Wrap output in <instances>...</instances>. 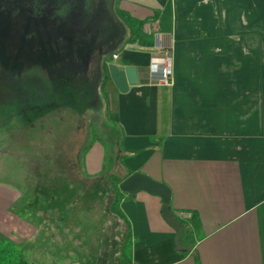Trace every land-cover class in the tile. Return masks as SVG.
Segmentation results:
<instances>
[{
	"label": "crops",
	"instance_id": "crops-1",
	"mask_svg": "<svg viewBox=\"0 0 264 264\" xmlns=\"http://www.w3.org/2000/svg\"><path fill=\"white\" fill-rule=\"evenodd\" d=\"M124 3L123 40L105 62L135 67L138 81L123 92L109 76L103 86L122 155L111 169L166 184L182 228L177 244L160 196L121 191L127 264H264V0ZM166 50L172 70L159 84L149 65ZM96 148L84 159L90 176L104 160ZM52 208L0 204L2 262L16 250L35 264L53 258ZM63 226L57 258L68 253Z\"/></svg>",
	"mask_w": 264,
	"mask_h": 264
},
{
	"label": "rangeland",
	"instance_id": "rangeland-1",
	"mask_svg": "<svg viewBox=\"0 0 264 264\" xmlns=\"http://www.w3.org/2000/svg\"><path fill=\"white\" fill-rule=\"evenodd\" d=\"M124 1L48 0L46 17L28 35L13 29L25 20L9 10L13 21L0 34V204L53 207L46 213L53 258L42 264H127L129 237L117 208L109 209L112 183L84 178L78 163L89 132L107 170L116 166L119 138L102 120L108 98L99 87L100 61L122 43ZM8 44L22 45L16 59L3 52ZM61 224L68 253L57 258ZM18 255L10 264L30 262Z\"/></svg>",
	"mask_w": 264,
	"mask_h": 264
},
{
	"label": "water",
	"instance_id": "water-1",
	"mask_svg": "<svg viewBox=\"0 0 264 264\" xmlns=\"http://www.w3.org/2000/svg\"><path fill=\"white\" fill-rule=\"evenodd\" d=\"M107 69L111 80L120 91H126L129 85L138 81L136 68L133 66L118 67L114 63H110L107 65ZM119 189L131 196H135L139 191L160 196L163 203L162 216L177 231L176 241L179 244L182 228L178 220L170 213V189L166 184L154 180L144 173L133 172L120 182Z\"/></svg>",
	"mask_w": 264,
	"mask_h": 264
},
{
	"label": "trees",
	"instance_id": "trees-1",
	"mask_svg": "<svg viewBox=\"0 0 264 264\" xmlns=\"http://www.w3.org/2000/svg\"><path fill=\"white\" fill-rule=\"evenodd\" d=\"M7 0H0V6L3 4V3H5ZM4 5V4H3ZM1 9V8H0ZM3 12V11H2ZM0 13H1V11H0ZM5 21V24L2 22V21H0V24L1 25H6V20H4ZM5 37H3V39H4ZM3 39H0V44H2V42H3ZM5 40V39H4ZM115 50H113V51H111L110 53H109V55H107V56H102V58H101V61H100V67H101V79H100V83H99V87H100V90L103 88V86H104V84H105V82H106V80L109 78V74H108V69H107V65H106V62H105V60H106V58L107 57H109V56H111L112 55V53L114 52ZM3 52L6 54L7 52L6 51H4L3 50ZM2 53V52H1ZM3 54V53H2ZM98 119H99V116L97 117ZM102 120L104 121V123L108 126H110L112 123H111V120L109 119V115L107 114V110L105 109V112H104V114H102ZM100 121V120H99ZM94 124L92 123V126H93ZM110 128H111V126H110ZM112 130H113V126H112ZM116 136L119 138V134H118V132L116 131ZM94 135V133L92 134V136ZM87 136H89L90 138H91V141H92V139H94V137L95 136H91V134H89V132H88V134H87ZM88 142V144H85L83 147H82V151H81V154H80V158H79V164H80V166H81V169H82V175H83V177L84 178H92V179H94V180H97V179H102V178H104V177H107L109 180H110V182L112 183V201H111V203L109 204L110 205V208L109 209H111V210H114V208L116 207L117 208V206H118V203H119V200H120V195H121V190L119 189V184H120V182L123 180V179H125L130 173L128 172V173H126L125 175H123V176H121V175H119V174H117L115 171H112V169L110 168L109 170H107V168L105 167V164L103 163L102 164V168H101V170H100V172L98 173V175H94V176H90V175H88V171H87V169L85 168V163H84V159H85V156H86V154L88 153V151L90 150V148H91V144H92V142ZM94 141V140H93ZM118 143L120 144V139L118 140ZM119 154L117 153V156H115V160H117V161H119L118 162V164L121 166L122 165V155H120V156H118ZM117 161H115V162H117ZM45 166H46V164H44ZM77 166V165H76ZM57 166H53L52 168L53 169H51L53 172H57V173H59V174H63L64 173V171L62 170V169H58V168H56ZM74 167H75V165H74ZM114 211H112V213H113ZM114 214L117 216V217H119L120 219H122V221H123V223H124V226H125V224H126V226H125V228H126V231H127V235L129 236V230H128V227H127V221H126V219L122 216V214L119 212V211H115L114 212ZM0 264H6V263H4V262H2L1 260H0ZM17 264H35V263H32V262H26V261H20V262H18Z\"/></svg>",
	"mask_w": 264,
	"mask_h": 264
},
{
	"label": "flooded vegetation",
	"instance_id": "flooded-vegetation-1",
	"mask_svg": "<svg viewBox=\"0 0 264 264\" xmlns=\"http://www.w3.org/2000/svg\"><path fill=\"white\" fill-rule=\"evenodd\" d=\"M48 0H7L5 3H3L0 6V21H2L5 24L6 20V25H1L0 24V34L5 33V30L10 28V25L8 21H13L10 16V11H14L17 13L18 18L20 20H25V22H20V24H17L18 21L16 20V23L13 24V29L16 28V26L19 27L20 29L29 34L30 31H34V28L37 26V21L38 18L44 19L46 17V13L43 11V5L44 3L47 4ZM3 11V12H2ZM8 14V15H7ZM13 18V17H12ZM44 21V20H41ZM19 43V42H18ZM8 47L9 49H7ZM5 47V50H7L6 55L17 58V54L20 51V48H22V45L19 46V44H8ZM15 47V49H13ZM12 49V50H10ZM14 50V51H13ZM4 62L5 60L2 59ZM1 62V61H0Z\"/></svg>",
	"mask_w": 264,
	"mask_h": 264
},
{
	"label": "built area",
	"instance_id": "built-area-1",
	"mask_svg": "<svg viewBox=\"0 0 264 264\" xmlns=\"http://www.w3.org/2000/svg\"><path fill=\"white\" fill-rule=\"evenodd\" d=\"M151 26V24H150ZM157 47L162 50V43L159 33H155ZM113 58H116V54L112 55ZM151 73L156 76L157 83L159 84H168L169 75L172 70V55L169 50H166L163 56L154 57L149 65Z\"/></svg>",
	"mask_w": 264,
	"mask_h": 264
}]
</instances>
